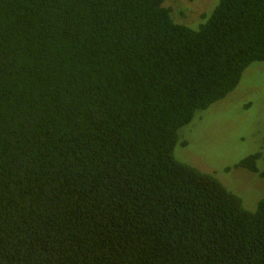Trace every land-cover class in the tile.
Segmentation results:
<instances>
[{
  "label": "trees",
  "instance_id": "16d2710c",
  "mask_svg": "<svg viewBox=\"0 0 264 264\" xmlns=\"http://www.w3.org/2000/svg\"><path fill=\"white\" fill-rule=\"evenodd\" d=\"M164 1L0 0V264H264V199L174 157L264 62V0Z\"/></svg>",
  "mask_w": 264,
  "mask_h": 264
},
{
  "label": "rangeland",
  "instance_id": "374dc122",
  "mask_svg": "<svg viewBox=\"0 0 264 264\" xmlns=\"http://www.w3.org/2000/svg\"><path fill=\"white\" fill-rule=\"evenodd\" d=\"M217 1L165 0L163 6L171 11L175 23L195 28L202 22L200 17L210 13ZM197 116L202 119L179 131L175 159L212 175L241 199L246 210H255L264 199V180L233 166L264 151V62L250 65L232 93ZM185 131L187 145L183 147L180 134ZM227 167L231 170L226 172ZM257 168L264 170V159L257 162Z\"/></svg>",
  "mask_w": 264,
  "mask_h": 264
}]
</instances>
